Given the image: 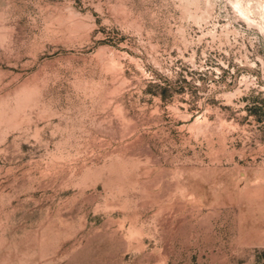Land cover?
I'll list each match as a JSON object with an SVG mask.
<instances>
[{"label":"rangeland","instance_id":"1","mask_svg":"<svg viewBox=\"0 0 264 264\" xmlns=\"http://www.w3.org/2000/svg\"><path fill=\"white\" fill-rule=\"evenodd\" d=\"M210 2L0 0V264H264V0Z\"/></svg>","mask_w":264,"mask_h":264},{"label":"bare ground","instance_id":"2","mask_svg":"<svg viewBox=\"0 0 264 264\" xmlns=\"http://www.w3.org/2000/svg\"><path fill=\"white\" fill-rule=\"evenodd\" d=\"M208 1H210V0H208ZM213 1H214V0H213ZM253 1H254V0H253ZM211 2H212V0H211ZM211 2H210V4H211ZM257 2H258V1H257ZM247 3H248V2H247ZM259 3H261V2H259ZM207 5H208V4H207ZM235 5H236V7H237V11H239V12L241 13L242 18H243V16H244L245 18H247V20H248V19H252V17H251L252 14L249 13L250 9L253 8L252 6H251L252 8H251V7L248 8L249 6L247 7L246 3H244L243 0H235ZM251 5H252V4H251ZM254 5H255V4H254ZM259 5H260V4H259ZM259 5H258V6H259ZM260 6H261V7L259 8V10H258V9H257V10H258L259 13L262 15V17H263L262 19H263V22H264V5H260ZM254 8H255V7H254ZM252 10H253V9H252ZM254 11H255V10H254ZM258 11H257V12H258ZM238 15H239V14H238ZM245 18H244V19H245ZM253 20H254V19H253ZM250 21H251V20H250ZM255 21H256V20H255ZM258 22H259V21H258ZM259 23H260V22H259ZM259 23H258V24H259ZM262 24H263V23H262ZM262 24H261V25H262ZM262 27H263V26H262ZM262 27H261V28H262ZM263 29H264V27H263Z\"/></svg>","mask_w":264,"mask_h":264}]
</instances>
